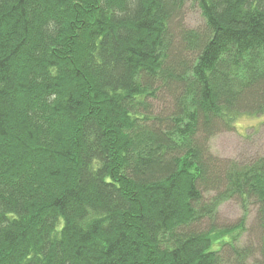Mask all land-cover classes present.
<instances>
[{"label":"trees","instance_id":"16d2710c","mask_svg":"<svg viewBox=\"0 0 264 264\" xmlns=\"http://www.w3.org/2000/svg\"><path fill=\"white\" fill-rule=\"evenodd\" d=\"M246 113L264 0H0V264H264V153L210 147Z\"/></svg>","mask_w":264,"mask_h":264},{"label":"rangeland","instance_id":"374dc122","mask_svg":"<svg viewBox=\"0 0 264 264\" xmlns=\"http://www.w3.org/2000/svg\"><path fill=\"white\" fill-rule=\"evenodd\" d=\"M202 14L196 6L190 5L186 11V25L192 28L200 27L204 24ZM212 152L222 158L233 159L244 162L251 160L261 153H264V115L241 114L236 120V127L233 130L218 133L210 140ZM220 218L224 222L234 223L243 214V207L236 202H227L220 209ZM255 210L250 208L248 214L247 227L254 224ZM249 233L243 236L247 242Z\"/></svg>","mask_w":264,"mask_h":264}]
</instances>
